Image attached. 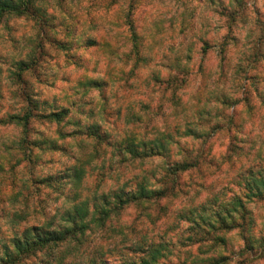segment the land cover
Here are the masks:
<instances>
[{
	"label": "clouds",
	"instance_id": "obj_1",
	"mask_svg": "<svg viewBox=\"0 0 264 264\" xmlns=\"http://www.w3.org/2000/svg\"><path fill=\"white\" fill-rule=\"evenodd\" d=\"M181 30L186 42L168 53L164 66L187 68L197 85L203 77L196 100L206 103L190 101L183 81H165V88H180L177 96L188 109L177 118L180 133L187 127L211 142L230 136L233 147L243 143L250 159H264V0H0V264L147 259L155 233L145 237L139 219L133 225L125 218L126 209L137 204L142 215L138 185L147 177L143 192L151 199L163 173H134L133 156L162 149L129 142L133 132L121 109L128 88L142 91L151 84L149 73L159 75L157 53L167 51L157 46L161 34L176 38ZM213 56L223 61L222 76L218 69L209 76ZM137 58L149 62L133 68ZM197 107L211 113L204 128L191 122L189 113ZM39 112L58 122L38 123ZM143 123L145 139L165 133L154 117ZM167 133L180 142L171 121ZM47 138L53 150L39 151L34 145ZM181 158L173 151L170 160ZM234 164L240 171L248 167L243 160ZM201 203L207 207L204 200L153 204L162 216H190L208 226L201 225L209 235L200 251L177 246L180 264H264V210L256 213L243 200L227 211L218 205L205 211ZM179 222L184 235L170 234L173 240L188 235L187 221ZM155 231L163 233L160 225Z\"/></svg>",
	"mask_w": 264,
	"mask_h": 264
},
{
	"label": "rangeland",
	"instance_id": "obj_2",
	"mask_svg": "<svg viewBox=\"0 0 264 264\" xmlns=\"http://www.w3.org/2000/svg\"><path fill=\"white\" fill-rule=\"evenodd\" d=\"M163 2V0H161ZM118 33L114 37V40L118 43ZM161 41L158 42V47L164 45L167 48L166 52L157 53L158 56L162 55L157 63V67L160 69L159 75L148 74V78L151 80L150 85H145L142 91H137L134 88H128L126 91V108L121 109V114L126 117L125 125L128 129L133 132V135L128 137L129 142L136 143L139 140L141 145L145 143L157 144L160 146L162 151L159 154H152V157L143 159L142 157L133 158L135 161V167L132 169L134 173H137L138 169H143L148 171L149 174L153 175L159 170L163 173L161 180L157 181L158 187L162 185V182L166 178L169 187H173L172 192L168 196L159 198L167 203L169 200L175 201L177 205H191L197 200L207 201V207L204 203L200 204L201 208L205 211H209L215 206H219L221 209L227 211L231 201L235 196L240 195V197L249 202L252 209L256 213H261L264 210V194L252 197H247L250 193L249 188L254 183V178L264 177V159H261L259 155L255 157L254 160L250 159V153L244 152L243 143H238L236 147H233L232 139L230 136L224 139H217L215 142L204 141L203 134H193V131L185 127L183 134L179 131V124L177 123V118L182 112H188L187 108H182V99L178 98L177 92L180 88H165V81L175 80L179 84L183 81L182 87L185 89V96L190 100H195L197 104L204 105L206 101L196 100V93L199 91V87L203 85V77H200V85L196 83V77H193L187 68H177L173 70L171 67H165L163 60L167 59L168 53L172 51L177 45L183 46L185 40L181 39L183 37V31L179 33L176 38L167 37L165 38L161 34ZM208 49L206 43L202 44V51ZM155 59V58H151ZM149 60H139L137 58L133 61V68L138 63L147 64ZM191 58L188 60V64L191 65ZM223 61L216 56L209 58V76L212 75L214 70H220L221 76L223 75L222 70ZM133 68H129L128 72L132 73ZM196 72L202 71V68L197 66ZM187 77V79L185 78ZM126 85V82H124ZM151 88V91H149ZM0 89H2V84H0ZM0 97H2V91H0ZM28 103V100H26ZM211 113L207 107H197L195 111L189 113L192 124L196 128H204L206 125L203 121L209 119ZM155 118L159 122V126L165 129V133L159 136H152L151 139H145L148 136L147 129L143 121ZM167 117V119H165ZM38 123L52 124L53 122L46 121V118L35 117ZM169 121H171L173 126V131L177 136L180 137V142L184 144V147H180V142H178L171 133H167V128L169 127ZM5 125L0 124V134L3 133ZM57 134L59 129H56ZM162 144L165 146H162ZM175 145V148L173 147ZM39 151L43 152L46 149L51 151L50 138H47L41 142L34 145ZM176 151L178 155L182 158L172 162L170 160L171 154ZM240 155H237V153ZM207 153V155H205ZM130 155H132L130 153ZM211 156V159L208 157ZM248 164V167L243 171L237 169L234 161H240ZM188 161L193 166L188 170L180 171L176 175L166 172L170 171L167 167L172 166L175 162ZM162 162V163H161ZM147 165V167H145ZM24 167H27V161ZM243 167V164L241 165ZM141 183H149L147 177ZM256 187V185H255ZM219 188V191L216 189ZM0 191H4L0 187ZM13 191L12 185H9V194ZM140 201V200H137ZM144 204L142 210L137 204H129L126 209L127 216L125 217L131 224L136 225L138 219L140 223L138 224L139 230L144 233L145 237H148L152 233H155V238L153 243H166L167 252L166 255L156 262L148 264H180L179 256L176 253L177 246L180 249H191L195 248L200 251V245L204 241H196L197 238H202V236L208 237L209 233L205 232L204 228L198 225V222L205 225L203 219L193 221L190 216H179V218H169L167 214L161 215L160 211H155L153 209V202H148L141 200ZM222 201H224L222 203ZM158 207V205H157ZM232 207V205H231ZM191 211V209H189ZM216 218L221 222V217L216 214ZM180 220H186L188 223L187 233L185 239H175L170 236V234H177L178 236H183V233L178 232L180 229ZM157 225L163 229V233L156 232L155 229ZM221 225V224H220ZM223 226V225H221ZM205 227H208L205 225ZM214 231V227L210 226ZM203 232V235H201ZM131 235L135 236L136 231L133 230ZM168 237V239H166ZM151 246V245H150ZM150 246L146 249L148 251ZM131 250V249H130ZM140 251H145V249H140ZM147 254V252H146ZM150 256L147 254L148 260ZM143 258L140 260V264L143 263ZM131 263H135L132 261ZM184 264H188L185 260Z\"/></svg>",
	"mask_w": 264,
	"mask_h": 264
},
{
	"label": "trees",
	"instance_id": "obj_3",
	"mask_svg": "<svg viewBox=\"0 0 264 264\" xmlns=\"http://www.w3.org/2000/svg\"><path fill=\"white\" fill-rule=\"evenodd\" d=\"M28 104L29 107L31 108V101L28 100ZM37 108H39V106H37ZM36 117H42V118H46V121L48 122H58L56 121L55 117L49 118L47 115H45L42 112H39L38 115H36ZM32 118V114L31 112L29 114H27L25 116V120L31 119ZM26 127V125H25ZM134 144V143H133ZM162 146H164L162 144ZM165 148V146H164ZM152 154H159V153H152ZM152 154L148 155L145 154L142 156L143 159L145 158H150L152 157ZM136 157H141V156H133V158ZM191 166H193L190 162L188 161H181V162H175L172 166L167 167L166 170H170L168 172H166L167 175H169V173H172L173 175H176L177 173H179L180 171H184V170H188ZM167 179L165 178L164 181L162 182V185L160 187H155L151 190L150 192V196L151 199L146 198L143 192V187L144 185H146L145 183H140L138 185V190L136 192V196L135 199L137 200H143V201H147L148 202H153L156 201L159 198H162L164 196H168L170 192H172L173 187H169L168 182L166 181ZM253 184L252 186L249 188V194L247 195V197H254L257 195H263L264 194V177L263 178H254L253 180ZM256 185V187H255ZM242 198L240 197V195L235 196L232 201H231V205L233 210L236 207H240L242 206ZM244 201V200H243ZM107 211V210H106ZM221 225H223V220L221 218ZM198 225L201 227L202 223L198 222ZM212 227H214V225H211ZM202 228V227H201ZM207 233V231H205ZM207 239V237L205 238V236H202V238H197L195 239L196 241H205ZM166 243L164 244V242H160V243H152L150 246V249L147 252V254L150 256V258L148 260L144 259L143 263L144 264H148V263H152V262H156L157 260H159L160 258L164 257L166 255ZM131 264H135V263H131Z\"/></svg>",
	"mask_w": 264,
	"mask_h": 264
}]
</instances>
